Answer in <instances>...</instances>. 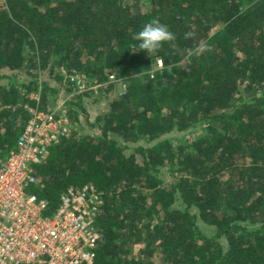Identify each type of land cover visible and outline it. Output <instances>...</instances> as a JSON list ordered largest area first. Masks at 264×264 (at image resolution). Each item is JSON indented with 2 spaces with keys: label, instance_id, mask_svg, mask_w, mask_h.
<instances>
[{
  "label": "trees",
  "instance_id": "trees-1",
  "mask_svg": "<svg viewBox=\"0 0 264 264\" xmlns=\"http://www.w3.org/2000/svg\"><path fill=\"white\" fill-rule=\"evenodd\" d=\"M153 19L174 38L150 57L129 51ZM49 63L126 90L93 120L82 95L64 102L69 133L27 189L44 217L69 186L90 184L103 200L98 264H264V0H4L0 160L27 109H54L46 82L30 97Z\"/></svg>",
  "mask_w": 264,
  "mask_h": 264
},
{
  "label": "built area",
  "instance_id": "built-area-1",
  "mask_svg": "<svg viewBox=\"0 0 264 264\" xmlns=\"http://www.w3.org/2000/svg\"><path fill=\"white\" fill-rule=\"evenodd\" d=\"M159 61L152 71L162 68ZM61 73L74 95H96L119 83L114 75L97 82L84 74ZM68 133L63 104L48 112L32 111L14 149L0 160V264H98L96 220L103 205L102 192L90 184L69 186L54 213L44 217L46 203L27 191L35 183V166Z\"/></svg>",
  "mask_w": 264,
  "mask_h": 264
},
{
  "label": "rangeland",
  "instance_id": "rangeland-1",
  "mask_svg": "<svg viewBox=\"0 0 264 264\" xmlns=\"http://www.w3.org/2000/svg\"><path fill=\"white\" fill-rule=\"evenodd\" d=\"M2 6H4V0H0V7ZM153 68H154V65H153ZM61 70H64V69L62 67L53 66L52 63H49L48 67L45 70L41 71L37 69V72L35 73L36 75L34 77L35 82L37 84V88L35 92L30 94V97L37 101L38 92L40 90V84L41 82H46L50 88L58 89V93L56 95L57 96L56 102L54 106H59L63 104V108L65 110L66 108H65L64 102L69 101L72 97H75V96L74 94H72L71 91L64 92V90L68 88V86L66 87L67 84L64 80ZM18 78L19 80H22L25 82L30 81V79L22 72L19 73ZM118 82L119 83L109 85L106 89H102L98 91L96 95H93L90 93L82 95L83 97L81 98V103L83 104L85 113L90 120H93L97 114L108 109L109 104L112 101L116 100L117 98H120L121 96L125 94L126 84L119 80ZM0 83L5 84L7 83V81L5 79H1ZM27 110L29 111L30 114L32 111H35V110H30V109H27ZM78 118L83 126L84 132H88V127L85 125V122H84V116L80 111H78ZM70 129H72V126H70ZM166 137L173 139V138H180L181 135L177 133H172V134L167 135ZM173 208L179 209L181 208V205L175 202L173 204ZM197 225L199 226L200 231L204 233L205 235H207L208 237H211L214 235L213 227L205 225L201 221H198ZM221 243L223 244V246L225 245L223 241H221ZM136 251L137 250H134V252Z\"/></svg>",
  "mask_w": 264,
  "mask_h": 264
},
{
  "label": "clouds",
  "instance_id": "clouds-1",
  "mask_svg": "<svg viewBox=\"0 0 264 264\" xmlns=\"http://www.w3.org/2000/svg\"><path fill=\"white\" fill-rule=\"evenodd\" d=\"M173 38L174 34L169 31L167 25L153 19L151 22L145 23L143 27L135 33L133 39L136 43L130 46L129 51H143L150 57V54L161 49L164 42L170 41ZM163 62L162 59L159 61L161 64H163Z\"/></svg>",
  "mask_w": 264,
  "mask_h": 264
}]
</instances>
